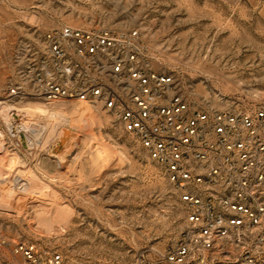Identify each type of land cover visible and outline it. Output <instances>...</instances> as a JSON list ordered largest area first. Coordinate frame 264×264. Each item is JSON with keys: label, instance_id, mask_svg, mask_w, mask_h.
I'll return each mask as SVG.
<instances>
[{"label": "rangeland", "instance_id": "374dc122", "mask_svg": "<svg viewBox=\"0 0 264 264\" xmlns=\"http://www.w3.org/2000/svg\"><path fill=\"white\" fill-rule=\"evenodd\" d=\"M64 27L137 31L150 69L173 79L191 111L252 112L264 109V0H0V178L29 183L11 195L4 191L12 180L0 185V236L80 264L153 259L180 237L185 220L136 140L85 103L10 96L19 45ZM37 110L79 120L64 128L79 143L61 166V142L26 145L16 135Z\"/></svg>", "mask_w": 264, "mask_h": 264}, {"label": "built area", "instance_id": "2783aa9c", "mask_svg": "<svg viewBox=\"0 0 264 264\" xmlns=\"http://www.w3.org/2000/svg\"><path fill=\"white\" fill-rule=\"evenodd\" d=\"M15 54L10 96L98 108L173 192L185 220L180 237L136 264H264V109L191 111L173 79L150 69L137 31L64 27ZM0 264L80 263L0 236Z\"/></svg>", "mask_w": 264, "mask_h": 264}, {"label": "bare ground", "instance_id": "6f19581e", "mask_svg": "<svg viewBox=\"0 0 264 264\" xmlns=\"http://www.w3.org/2000/svg\"><path fill=\"white\" fill-rule=\"evenodd\" d=\"M13 112L18 114L19 117L21 118L23 117L22 119H25L26 117L30 115V114L28 115L27 112H24L21 110L20 111L13 110ZM36 113H39L40 117H37L34 123H31V120H21L19 124L20 126L19 131L21 132H18V133L16 132V135L18 134L17 136L20 137V139H22L26 143V145L29 143L37 144L39 141L38 138H41V137L45 138L44 143H49L50 141H53L52 140L53 138L61 142L62 151L59 154L58 160L56 159L58 165L61 166L63 163L64 157L72 155L79 143V136L76 133H72L70 131L65 130L64 128L65 127L75 128L76 124L79 123V120L71 122V120H69L67 117L62 115V113L57 114L52 111L45 113L42 110H37ZM32 114L34 113L32 112ZM82 122H84L85 125H87L85 121H82ZM10 181L5 176L3 178H0V185L7 184L8 186L10 184ZM12 182L13 184L12 183L11 184L13 185V188L6 189L4 191V193L7 195H11V193L14 192L15 185H20L19 187L23 188L22 191H26L27 186L29 184L27 183V181L23 180L19 176L14 178Z\"/></svg>", "mask_w": 264, "mask_h": 264}]
</instances>
